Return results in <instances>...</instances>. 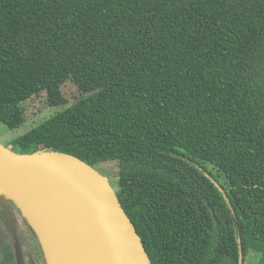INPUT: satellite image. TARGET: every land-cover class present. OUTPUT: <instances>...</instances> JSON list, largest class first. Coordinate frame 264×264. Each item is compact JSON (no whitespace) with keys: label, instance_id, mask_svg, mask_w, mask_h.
<instances>
[{"label":"trees","instance_id":"obj_1","mask_svg":"<svg viewBox=\"0 0 264 264\" xmlns=\"http://www.w3.org/2000/svg\"><path fill=\"white\" fill-rule=\"evenodd\" d=\"M34 98L6 146L117 160L153 264H264V0H0V122Z\"/></svg>","mask_w":264,"mask_h":264},{"label":"water","instance_id":"obj_2","mask_svg":"<svg viewBox=\"0 0 264 264\" xmlns=\"http://www.w3.org/2000/svg\"><path fill=\"white\" fill-rule=\"evenodd\" d=\"M10 202L37 234L49 264H153L108 176L79 157L54 149L22 154L0 143V206L18 264H25Z\"/></svg>","mask_w":264,"mask_h":264},{"label":"rangeland","instance_id":"obj_3","mask_svg":"<svg viewBox=\"0 0 264 264\" xmlns=\"http://www.w3.org/2000/svg\"><path fill=\"white\" fill-rule=\"evenodd\" d=\"M63 90L65 97H67V99L69 100V104L74 103L77 100V98L80 97L81 94L77 85H75L72 81H68L64 85ZM58 110H59L58 108L47 107L44 104L43 99L40 100L39 98H34L29 100L26 104L27 123L24 126H21L17 129H10L6 125L0 122V143L4 145H8L15 138H18L19 136L23 135L31 127L49 118ZM97 169L102 173H104L105 175H107L111 181V184L114 186V180L115 182L117 181V177L119 173V163L117 162V160L101 163L98 165ZM15 216L18 220L17 221L18 227L20 228L21 231L25 264H49L46 254L43 251L42 246L40 245L37 234H35L29 223L20 214V212L18 211L17 213L15 212ZM2 218L3 219H1L0 217V220L3 223L4 229L6 228L9 229V225L5 217ZM29 235H31L35 240V242H37L41 246L39 248L41 251L40 255L36 253V256H34V254L32 253L30 248V246L32 247V245L30 243ZM9 239L10 241H12L11 234ZM16 264H18V260ZM244 264H262L261 255L256 252H250L246 257V261L244 262Z\"/></svg>","mask_w":264,"mask_h":264},{"label":"flooded vegetation","instance_id":"obj_4","mask_svg":"<svg viewBox=\"0 0 264 264\" xmlns=\"http://www.w3.org/2000/svg\"><path fill=\"white\" fill-rule=\"evenodd\" d=\"M10 205L12 207V212H13V215H14V218H15V223H16V227L18 229L21 245L23 246L21 231H20V228L18 227V223H17L18 220H17V218L15 216V212L17 213V210H16L15 206L11 202H10ZM0 213H1L0 217H1V219H3L2 217H5V216H4L3 209L1 208V206H0ZM5 219H6V217H5ZM6 221H7L8 225H9V222H8L7 219H6ZM10 234H11V237H12V241L11 242L9 241ZM29 239H30V243L32 245V247L30 246V248H31V251L34 254V256H36V253H38L40 255L41 251H40L39 248L41 246L37 247L35 245V240L33 239V237L31 235H29ZM15 244H16V242L14 240V236H13V234L11 232L10 226H9V229L8 228L4 229L3 223L0 220V264H16V262H17V252H16ZM8 247H10L11 250L13 251V255L12 256H11V254H9Z\"/></svg>","mask_w":264,"mask_h":264}]
</instances>
